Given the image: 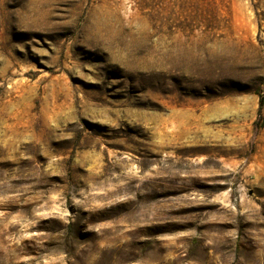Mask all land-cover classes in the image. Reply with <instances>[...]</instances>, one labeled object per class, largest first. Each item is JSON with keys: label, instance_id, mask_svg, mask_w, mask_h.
<instances>
[{"label": "rangeland", "instance_id": "374dc122", "mask_svg": "<svg viewBox=\"0 0 264 264\" xmlns=\"http://www.w3.org/2000/svg\"><path fill=\"white\" fill-rule=\"evenodd\" d=\"M0 264H264V0H0Z\"/></svg>", "mask_w": 264, "mask_h": 264}]
</instances>
